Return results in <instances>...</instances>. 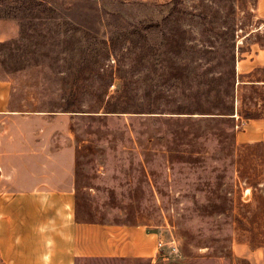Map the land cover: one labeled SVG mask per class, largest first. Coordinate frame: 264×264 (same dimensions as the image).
I'll return each instance as SVG.
<instances>
[{
	"label": "rangeland",
	"instance_id": "rangeland-1",
	"mask_svg": "<svg viewBox=\"0 0 264 264\" xmlns=\"http://www.w3.org/2000/svg\"><path fill=\"white\" fill-rule=\"evenodd\" d=\"M256 4L0 0L19 27L0 42V78L16 111L63 113L77 218L157 233L153 257L76 264H264V140L237 135L247 114L264 117V67L237 63L264 48ZM230 27L236 98L223 116L210 107Z\"/></svg>",
	"mask_w": 264,
	"mask_h": 264
},
{
	"label": "crops",
	"instance_id": "crops-1",
	"mask_svg": "<svg viewBox=\"0 0 264 264\" xmlns=\"http://www.w3.org/2000/svg\"><path fill=\"white\" fill-rule=\"evenodd\" d=\"M256 11L264 22V0H257ZM18 33L15 19L0 18V42ZM237 63L246 71L264 67V48ZM10 94L11 83L0 78V264L153 257L158 237L147 227L77 218L75 148L67 143L63 113L16 111ZM237 135L244 142L264 140V117L242 122Z\"/></svg>",
	"mask_w": 264,
	"mask_h": 264
},
{
	"label": "trees",
	"instance_id": "trees-1",
	"mask_svg": "<svg viewBox=\"0 0 264 264\" xmlns=\"http://www.w3.org/2000/svg\"><path fill=\"white\" fill-rule=\"evenodd\" d=\"M0 17H4V16H0ZM5 18V17H4ZM231 29V36L230 39L233 40V42L231 43V46L229 47V51L228 52V63H227V68L223 70V78H222V83H223V95L221 99V102L219 103L220 105L213 104L211 105L210 108H213V111L216 112H212L214 114H218V115H223V116H232L234 115V100L236 98L235 96V82H236V77H235V71H234V61H235V52H234V48H235V29L232 27H230ZM256 82V81H251ZM254 84V83H253ZM218 92H216V96L219 93V90H217ZM247 118H252L254 117L253 115L247 114L246 115Z\"/></svg>",
	"mask_w": 264,
	"mask_h": 264
},
{
	"label": "built area",
	"instance_id": "built-area-1",
	"mask_svg": "<svg viewBox=\"0 0 264 264\" xmlns=\"http://www.w3.org/2000/svg\"><path fill=\"white\" fill-rule=\"evenodd\" d=\"M157 245H158V248H159V247L161 248V247H163V242H162L161 240H159V241L157 242ZM175 248H176V247H175L174 245L171 246V250H172V251H174Z\"/></svg>",
	"mask_w": 264,
	"mask_h": 264
}]
</instances>
